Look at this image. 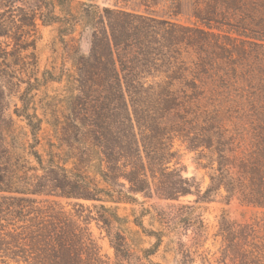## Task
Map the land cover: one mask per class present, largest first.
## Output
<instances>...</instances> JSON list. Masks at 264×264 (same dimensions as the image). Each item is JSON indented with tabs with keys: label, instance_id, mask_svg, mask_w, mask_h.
I'll use <instances>...</instances> for the list:
<instances>
[{
	"label": "trees",
	"instance_id": "16d2710c",
	"mask_svg": "<svg viewBox=\"0 0 264 264\" xmlns=\"http://www.w3.org/2000/svg\"><path fill=\"white\" fill-rule=\"evenodd\" d=\"M192 1L196 17L234 24L262 39L94 3L0 0V81L27 84L15 112L29 128L34 143L25 153L36 163L22 154L12 159L0 127V264H108L85 226L53 205H39L36 196L44 187L49 188L45 194L99 202L98 220L115 264H163L152 257L166 235L177 263L193 264L205 238L198 206H145L136 196L150 198L152 185L166 199L192 192L191 180L169 164L176 154L170 133L185 136L190 148L205 146L214 155L209 182L194 203L224 191L227 202L235 196L263 209L262 217L249 221L232 220L222 212L220 261L264 264V0ZM38 21L59 23L60 37L74 32L79 38L88 36V53L76 50L71 56L81 94L73 126L86 143L77 154L54 152L50 146L42 157L34 149L42 118L29 112L23 97L34 84L23 81L18 71L35 66ZM3 96L0 84V103ZM1 110L0 105V118ZM169 115L191 130L179 124L167 128L163 119ZM90 168L104 185L90 177ZM38 169L44 173L37 174ZM109 203L131 207L122 215ZM146 215L158 229L145 226ZM184 228L191 229L190 245L182 239ZM145 237L154 240L144 246Z\"/></svg>",
	"mask_w": 264,
	"mask_h": 264
},
{
	"label": "rangeland",
	"instance_id": "374dc122",
	"mask_svg": "<svg viewBox=\"0 0 264 264\" xmlns=\"http://www.w3.org/2000/svg\"><path fill=\"white\" fill-rule=\"evenodd\" d=\"M72 2L75 5L79 2H87L97 4L99 7L126 9L157 18L176 20L215 33L228 34L243 39H262L259 34L251 30L238 28L234 24L208 21L196 17L191 12L192 0H72ZM59 28V23L42 25L39 21L37 22V28L33 34L35 40V66L32 70H25L26 67L24 66V70L20 69L18 71V76L23 81L29 79L34 84V88L23 99L29 101V112L35 111L42 118L40 130L37 133V143L34 147L41 153L42 157H46L44 152L50 146H52L54 152L62 149L65 151L71 150L74 154H77V151L84 150V144H86L82 135L78 131L76 132V128L73 126L76 122L74 114H77L75 111H78L80 106L78 104L81 101V94L76 81L73 79L76 77V67L71 60V56L72 54H78L76 50L82 55L88 53V36L83 33L82 37L79 38L78 33L74 32L60 37ZM26 72L27 75H25ZM32 73L36 74L37 80H34ZM15 81L16 79H13L12 82ZM0 84L3 85L4 91L0 103L2 108L0 127L3 128L4 142L8 150L11 151L13 159L17 158L18 154L26 155L28 145L34 143L24 118L15 112V108H21L22 101L18 96L27 84L26 82L6 83L4 80L0 81ZM31 108H34V110ZM163 121L167 128L179 124L185 128V131L191 130L186 123L171 115ZM52 123L56 124V129L52 127ZM169 136H172V150L176 151L169 164L175 163V166L181 170L182 176L191 180L194 185L192 192L181 195L177 199H166L159 197L152 185L150 198H144L140 194L136 196L140 200H144L145 206L155 205L159 208H167L182 203L198 206L195 211L201 214L205 238L202 242L203 246L194 254L193 264H230L228 261L226 263L220 261L222 242L217 234L220 215L225 211L232 220L249 221L256 217H262L263 209L244 204L235 196L227 202L222 197L224 191L207 202L194 203L196 195L203 191L209 182L208 175L211 172L210 166L214 155L205 146L190 148L189 141L183 135L170 133ZM24 158L36 165L31 156L26 155ZM24 158L20 160H25ZM72 160L68 161L67 167L72 166ZM91 169H89L90 177L100 185H104ZM36 173L43 174L44 172L38 169ZM120 181L124 182L125 186L128 185L126 180L120 178ZM48 189V187H44V192L36 196V200L40 201L39 205H53L55 210L62 211L80 226H85L96 242L101 256L108 264H115L114 250L109 243L104 225L98 220L99 202L78 197H64L60 196L58 192L45 194ZM109 204L116 205L117 211L122 215L128 214L131 207V204L128 203ZM136 208H138L137 205ZM144 224L148 228H159V224L151 220L148 215L144 217ZM181 234L187 245L192 244L190 242V228L188 230L182 229ZM170 236L172 235L170 234ZM167 239L168 235L163 238L152 259L163 264H178L179 257L174 251L173 244H166ZM153 240V238L145 237L144 246L147 245V242ZM192 249L194 250L193 247ZM200 252H203L205 260H202V254L198 256Z\"/></svg>",
	"mask_w": 264,
	"mask_h": 264
}]
</instances>
